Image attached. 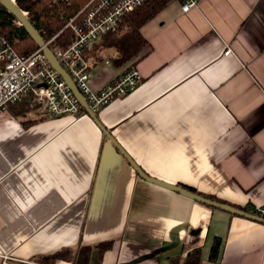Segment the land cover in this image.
I'll use <instances>...</instances> for the list:
<instances>
[{
  "label": "crops",
  "instance_id": "crops-1",
  "mask_svg": "<svg viewBox=\"0 0 264 264\" xmlns=\"http://www.w3.org/2000/svg\"><path fill=\"white\" fill-rule=\"evenodd\" d=\"M181 5L140 27L132 60L118 64L104 36L86 50L93 90L130 66L140 75L95 114L150 177L264 205V0ZM23 102L0 112V264L60 252L50 264H181L194 249L198 264H264V223L142 179L88 114L54 118Z\"/></svg>",
  "mask_w": 264,
  "mask_h": 264
},
{
  "label": "built area",
  "instance_id": "built-area-1",
  "mask_svg": "<svg viewBox=\"0 0 264 264\" xmlns=\"http://www.w3.org/2000/svg\"><path fill=\"white\" fill-rule=\"evenodd\" d=\"M146 1L90 0L79 12V20L74 17L65 26L72 31V41L66 47H50L94 113L133 91L140 75L130 66L101 89L93 90L89 85L91 71L85 52ZM197 6L198 0H183L181 11L187 13ZM54 38L47 43H53ZM230 54L229 48L223 52L224 56ZM23 99L28 100L29 109L41 108L49 117H78L85 113L70 87L39 49L19 55L11 44L0 39V112ZM244 210L264 219V205L245 206Z\"/></svg>",
  "mask_w": 264,
  "mask_h": 264
},
{
  "label": "trees",
  "instance_id": "trees-1",
  "mask_svg": "<svg viewBox=\"0 0 264 264\" xmlns=\"http://www.w3.org/2000/svg\"><path fill=\"white\" fill-rule=\"evenodd\" d=\"M90 0H15L22 9L34 28L47 43L55 36L53 43L48 46L58 45L66 47L73 39L72 31L65 27L70 19L79 20V13ZM174 0H147L141 6L125 16L122 23L106 34L102 44L114 48L118 52L117 63L129 61L144 47L145 41L140 34V27L154 17L160 10ZM183 1V0H181ZM124 30L123 33L121 31ZM0 39L11 44L13 50L19 55H28L38 50V46L27 34L24 28L16 23V19L0 4ZM23 109H27L28 100L23 99ZM10 108H8L9 110ZM84 111V109L82 108ZM23 111V110H22ZM85 112V111H84ZM194 191L192 188H188ZM205 196V195H204ZM214 199L213 197H208ZM244 210V208H242ZM83 253L80 251V254ZM63 253H56L42 258L43 263H50L62 258ZM77 258V254L76 257ZM87 254H81L73 264H85ZM200 249H194L181 264H198ZM168 264H179L178 260H171Z\"/></svg>",
  "mask_w": 264,
  "mask_h": 264
},
{
  "label": "water",
  "instance_id": "water-1",
  "mask_svg": "<svg viewBox=\"0 0 264 264\" xmlns=\"http://www.w3.org/2000/svg\"><path fill=\"white\" fill-rule=\"evenodd\" d=\"M0 4L2 7L9 12L18 22V25L22 26L24 30L27 32V34L32 38V40L36 43V45L41 50L42 54L45 56L46 60L49 62V64L59 73V75L64 79V81L67 83V85L72 90L75 97L78 99L79 103L81 104L82 108L84 109L85 113L88 114L91 119L94 121V123L100 128L103 135L112 143V145L124 156V158L130 163L132 168L136 171V173L144 180L154 183L156 185L162 186L164 188H167L169 190H172L174 192H177L185 197H188L196 202L208 205L212 208L225 211L230 214L239 215L251 220H255L258 222L264 223V219L257 217L256 215H253L251 213L246 212L243 209H239L233 205L219 202L217 200H213L210 198H207L199 193H196L194 191H191L187 188L173 185L166 183L164 181L158 180L156 178H152L146 173L142 171L140 167H138L135 162L127 155L125 151L122 150V148L116 143V141L113 139V137L110 134V131H108L99 121L97 115L91 111L89 108L87 102L85 101L82 94L78 91L74 83L72 82L71 78L67 74V72L61 67L59 62L57 61L53 51L48 46V44L43 40L39 32L34 28L30 20L28 19L25 12L20 9V7L16 4L15 0H0Z\"/></svg>",
  "mask_w": 264,
  "mask_h": 264
},
{
  "label": "rangeland",
  "instance_id": "rangeland-1",
  "mask_svg": "<svg viewBox=\"0 0 264 264\" xmlns=\"http://www.w3.org/2000/svg\"><path fill=\"white\" fill-rule=\"evenodd\" d=\"M16 23H17V21H16ZM17 24H18V23H17ZM122 31H124V30H122ZM144 46H145V44H144ZM134 57H135V56H134ZM132 59H133V58H132ZM132 59H131V60H132ZM46 264H50V263H46Z\"/></svg>",
  "mask_w": 264,
  "mask_h": 264
},
{
  "label": "bare ground",
  "instance_id": "bare-ground-1",
  "mask_svg": "<svg viewBox=\"0 0 264 264\" xmlns=\"http://www.w3.org/2000/svg\"><path fill=\"white\" fill-rule=\"evenodd\" d=\"M26 14V13H25ZM18 23V22H17ZM47 44H49V43H47ZM38 49H39V47H38ZM40 50V49H39ZM41 51V50H40Z\"/></svg>",
  "mask_w": 264,
  "mask_h": 264
}]
</instances>
